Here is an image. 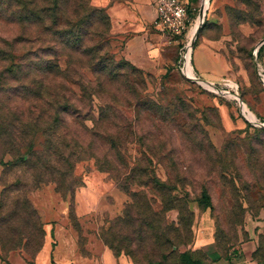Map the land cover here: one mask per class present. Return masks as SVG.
Listing matches in <instances>:
<instances>
[{"label": "rangeland", "instance_id": "rangeland-1", "mask_svg": "<svg viewBox=\"0 0 264 264\" xmlns=\"http://www.w3.org/2000/svg\"><path fill=\"white\" fill-rule=\"evenodd\" d=\"M29 1L0 0V260L264 264V0H183L179 33L152 7L141 64L99 0H60L61 33L11 15Z\"/></svg>", "mask_w": 264, "mask_h": 264}, {"label": "crops", "instance_id": "crops-1", "mask_svg": "<svg viewBox=\"0 0 264 264\" xmlns=\"http://www.w3.org/2000/svg\"><path fill=\"white\" fill-rule=\"evenodd\" d=\"M101 5L108 7V14H110L111 19L114 23L116 30V36L119 38H124L128 36V45L126 47V58L132 60L134 63L141 64V58L139 54H136L137 47L140 45H136V40L139 38L144 39V37H148V28L146 25V21L141 19L143 15L153 14L152 6L150 5V0H121L120 2H113L110 4V0H99ZM148 24V23H147ZM141 31L140 36H137V31ZM148 39V38H147ZM147 44V43H146ZM143 42V45H145ZM142 46V45H141ZM143 46V49L146 47ZM61 214L62 211H59ZM55 227L58 231L59 245L57 247V251H61L62 249V240H60V234L64 231V227L66 226V221L63 218H58L53 220ZM68 241V239L66 240ZM69 254V252H68ZM66 253L65 256L61 258H51L47 245L44 246L42 251H40L34 259V264H108L106 256H100L93 261L89 258L84 257H76L74 252L68 255ZM0 264H4L0 260Z\"/></svg>", "mask_w": 264, "mask_h": 264}, {"label": "trees", "instance_id": "trees-1", "mask_svg": "<svg viewBox=\"0 0 264 264\" xmlns=\"http://www.w3.org/2000/svg\"><path fill=\"white\" fill-rule=\"evenodd\" d=\"M60 0H54L53 5H51V2L49 3H38L35 0H30L27 4H23L20 6L18 3L17 5L12 6V16H15V18L19 21L28 22L29 24L33 26H38L39 24L43 26V30H49L54 31L55 33H61V29H59V24L61 23V15L62 9H60L59 6ZM89 0H87V4ZM99 14L101 18L105 20V22L108 24V17L103 9L100 8H93L91 9L89 15ZM50 19L51 23L45 24L46 19ZM122 64L128 65L131 70H133L135 73H140L141 71L134 66L128 64L125 61H121ZM163 91V90H162ZM147 101L145 103L146 107L149 111H151L154 114L161 113L162 109L164 108V105L161 104L160 100H143L141 99L140 104ZM139 104V103H138ZM88 152L86 150H78L71 153V157L73 162L83 159V156H86ZM95 156V155H94ZM27 154L24 153L22 158H27ZM96 158V157H95ZM97 163L99 164V160H97ZM199 202L204 207H211V199L209 196V193L206 189H203L201 192V197ZM181 259L186 264H202L199 260L192 259L188 253H182Z\"/></svg>", "mask_w": 264, "mask_h": 264}, {"label": "built area", "instance_id": "built-area-1", "mask_svg": "<svg viewBox=\"0 0 264 264\" xmlns=\"http://www.w3.org/2000/svg\"><path fill=\"white\" fill-rule=\"evenodd\" d=\"M156 16L158 28L163 32L179 33L186 26V8L183 0H150ZM188 44L180 51V56L186 59ZM264 86V74H260Z\"/></svg>", "mask_w": 264, "mask_h": 264}, {"label": "bare ground", "instance_id": "bare-ground-1", "mask_svg": "<svg viewBox=\"0 0 264 264\" xmlns=\"http://www.w3.org/2000/svg\"><path fill=\"white\" fill-rule=\"evenodd\" d=\"M201 17H202V15H201ZM202 20V19H201ZM196 32H197V30H195V32H194V36H195V34H196ZM189 62H187V71L189 72L190 71V65L188 64Z\"/></svg>", "mask_w": 264, "mask_h": 264}, {"label": "water", "instance_id": "water-1", "mask_svg": "<svg viewBox=\"0 0 264 264\" xmlns=\"http://www.w3.org/2000/svg\"><path fill=\"white\" fill-rule=\"evenodd\" d=\"M200 28V26H198V29ZM198 31V30H197ZM262 44V42L258 45V47L260 46ZM256 51H257V49H256ZM256 53V52H255Z\"/></svg>", "mask_w": 264, "mask_h": 264}]
</instances>
